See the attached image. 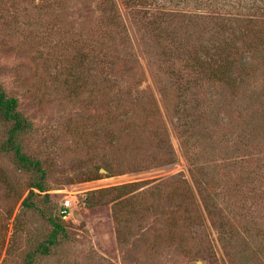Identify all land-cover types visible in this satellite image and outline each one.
Wrapping results in <instances>:
<instances>
[{
    "label": "rangeland",
    "instance_id": "1",
    "mask_svg": "<svg viewBox=\"0 0 264 264\" xmlns=\"http://www.w3.org/2000/svg\"><path fill=\"white\" fill-rule=\"evenodd\" d=\"M0 84L47 173L0 157V264L65 201L36 264H264V0H0Z\"/></svg>",
    "mask_w": 264,
    "mask_h": 264
},
{
    "label": "trees",
    "instance_id": "2",
    "mask_svg": "<svg viewBox=\"0 0 264 264\" xmlns=\"http://www.w3.org/2000/svg\"><path fill=\"white\" fill-rule=\"evenodd\" d=\"M18 108L17 98L9 96L0 84V122L3 124V134L0 138V157H10L16 170L24 172L28 179L29 191L22 201V208L41 212L37 206V195L47 190V173L41 160L29 156L23 149L24 139L31 132L32 124L21 114ZM129 187V185H122L103 191L116 192L122 199H128ZM34 190L39 194H36ZM43 203H47L45 198ZM86 205L91 206V203L87 202ZM58 216L62 219L61 214ZM44 218L49 224V231L38 242L35 250L26 255L24 264H36L37 261L47 258L53 253V250L59 248L68 239L66 230L59 218L53 217L51 213L49 217L44 216Z\"/></svg>",
    "mask_w": 264,
    "mask_h": 264
},
{
    "label": "built area",
    "instance_id": "3",
    "mask_svg": "<svg viewBox=\"0 0 264 264\" xmlns=\"http://www.w3.org/2000/svg\"><path fill=\"white\" fill-rule=\"evenodd\" d=\"M69 203H70L69 201H65L64 206L62 210L60 211V214L64 220H66L69 216V212H68L69 205H70Z\"/></svg>",
    "mask_w": 264,
    "mask_h": 264
}]
</instances>
